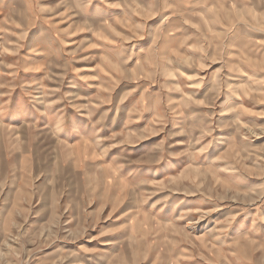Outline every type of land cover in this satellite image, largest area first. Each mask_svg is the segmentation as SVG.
Returning a JSON list of instances; mask_svg holds the SVG:
<instances>
[{
	"label": "rangeland",
	"instance_id": "rangeland-1",
	"mask_svg": "<svg viewBox=\"0 0 264 264\" xmlns=\"http://www.w3.org/2000/svg\"><path fill=\"white\" fill-rule=\"evenodd\" d=\"M0 264H264V0H0Z\"/></svg>",
	"mask_w": 264,
	"mask_h": 264
},
{
	"label": "bare ground",
	"instance_id": "bare-ground-1",
	"mask_svg": "<svg viewBox=\"0 0 264 264\" xmlns=\"http://www.w3.org/2000/svg\"><path fill=\"white\" fill-rule=\"evenodd\" d=\"M134 33V32H133Z\"/></svg>",
	"mask_w": 264,
	"mask_h": 264
}]
</instances>
